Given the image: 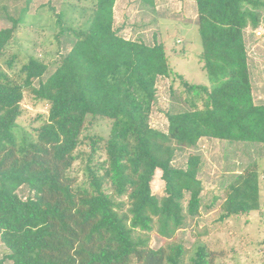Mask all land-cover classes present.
I'll list each match as a JSON object with an SVG mask.
<instances>
[{"label": "trees", "instance_id": "trees-1", "mask_svg": "<svg viewBox=\"0 0 264 264\" xmlns=\"http://www.w3.org/2000/svg\"><path fill=\"white\" fill-rule=\"evenodd\" d=\"M8 1L0 0L10 21L0 28V239L8 249L0 264H210L204 245L191 253L172 240L201 208V157L173 161L201 137L257 143L264 153V103L254 102L244 40L264 19V0H193L207 82L182 80L189 105L166 112V131L149 120L157 79L172 71L164 44L121 35L116 0H90L89 19L66 28L72 45L46 77L43 61L29 56L16 69L18 54L7 56L31 0H15L23 6L13 14ZM25 90L48 109L18 140ZM98 120L109 121L106 138L82 134ZM76 161L80 181L71 172ZM257 167L229 182L220 219L259 208ZM156 170L162 196L151 191ZM22 185L27 197L17 193ZM153 231L171 241L151 247Z\"/></svg>", "mask_w": 264, "mask_h": 264}, {"label": "rangeland", "instance_id": "rangeland-1", "mask_svg": "<svg viewBox=\"0 0 264 264\" xmlns=\"http://www.w3.org/2000/svg\"><path fill=\"white\" fill-rule=\"evenodd\" d=\"M7 4V13L10 14L14 13L17 6H23L22 1L15 0ZM91 8L90 0H31L6 50L7 56L18 54L16 69L29 56L43 61L47 65L46 77L55 70L60 56L65 55L72 45L73 36L66 28H78L85 24L91 15ZM113 11L114 28L124 37L141 40L148 45L154 42L164 44L172 71L169 76L157 79L156 99L149 120L152 127L166 131V112L185 109L189 105L187 99L190 95L182 80L197 84L207 82L199 60L202 46L194 4L189 0H155L154 6H148L139 0H116ZM7 26H10V21L0 11V28ZM244 40L254 102L264 103V19L256 29H245ZM21 108L22 114L14 130L18 140L33 134V129L40 124L41 116L47 113L48 105L34 100L32 94L25 90ZM109 128V121L98 120L94 125L87 123L82 134H97L106 138ZM189 153L201 157L197 177L203 187L202 203L199 213L189 217L185 226L175 232L172 240L182 243L191 253L196 245H204L211 252L210 264H264L262 146L201 137L194 147L178 152L173 164L183 166ZM256 162L260 181L259 208L247 214L220 219L221 203L229 182L247 165ZM71 172L78 181L82 179L79 161L73 164ZM160 175L161 171L156 170L150 183L152 193L158 196L164 194V182ZM17 193L21 197L30 194L25 185L19 187ZM167 241L171 239L155 231L149 235V245L153 248ZM7 252L8 249L0 239V257Z\"/></svg>", "mask_w": 264, "mask_h": 264}, {"label": "crops", "instance_id": "crops-1", "mask_svg": "<svg viewBox=\"0 0 264 264\" xmlns=\"http://www.w3.org/2000/svg\"><path fill=\"white\" fill-rule=\"evenodd\" d=\"M189 1H191V2L194 4V7H195V3H194V1H193V0H189Z\"/></svg>", "mask_w": 264, "mask_h": 264}, {"label": "built area", "instance_id": "built-area-1", "mask_svg": "<svg viewBox=\"0 0 264 264\" xmlns=\"http://www.w3.org/2000/svg\"><path fill=\"white\" fill-rule=\"evenodd\" d=\"M257 33L259 34V31H257Z\"/></svg>", "mask_w": 264, "mask_h": 264}]
</instances>
